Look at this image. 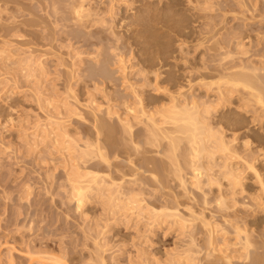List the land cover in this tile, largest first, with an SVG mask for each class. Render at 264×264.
<instances>
[{
    "label": "rangeland",
    "instance_id": "obj_1",
    "mask_svg": "<svg viewBox=\"0 0 264 264\" xmlns=\"http://www.w3.org/2000/svg\"><path fill=\"white\" fill-rule=\"evenodd\" d=\"M17 1L27 2V0ZM17 1L12 0L8 8H4V6L1 7L2 9H4V12H1L2 20L0 21L4 22L3 20H5L6 23L7 21L9 23V20H7L8 16L6 15H8L9 13H14L13 10H15L16 13ZM93 1L95 3L101 2L103 6L107 3V0ZM151 2L153 3L151 7H169L168 10L170 11V17L160 15L156 17L155 20H151L149 26L143 28L141 25L136 24L135 21L140 20L142 15H146L145 12H140V10L142 9V11H144L143 9L147 8ZM35 4H37L39 7L34 6L32 8V12L34 13V15L30 16L29 14L26 16L16 13V15L18 14L17 16H19L18 18H16L17 20L19 19L20 21L26 18H28L29 20V18H31V20L36 22V24L38 23L37 26H40V29H37L38 27H36V24L34 25V28L33 25H26V27L23 26L25 27L24 30L23 28V31L20 30V32L22 31L24 35L23 40L15 41L14 37H10V35H7L8 32H6L3 28L1 24L2 22L0 23V48L6 45V41H13L14 44L12 46L15 48H22L20 49L22 52H27V50L30 49H37V51L34 52V56L38 57L41 55V57H39L40 61L34 62L35 69L33 68V70L36 71L35 75H32L31 78L26 77L27 71H24L25 73L23 72L22 68H24L25 66L21 67L22 61L20 60V58L15 56L13 57V55H11V53L14 54L15 51L10 52L9 50H7L9 51L7 52V54H5L9 55V58L7 60V57L5 59L0 58V139L5 144L3 145V148L0 147V260L2 259L0 264H8L7 260L10 256L8 249H10L12 245L16 247V250H12V254L15 258V264H38V261L36 259L31 260V257L27 253V251L21 252L20 246H24L25 250L27 249L26 246H28V248H30L32 251H52L54 254L63 257V259L67 261L68 264H85L82 262L92 257L91 255H93L92 253L94 250L96 256L98 253L97 251H99L97 249L101 248L104 250V252L100 250V253L103 252L104 257L107 259V261L105 260L107 264H174L178 261L181 264H192L191 260L194 255L196 264H226V261V263L223 262L225 260V255H233L232 260L234 262L232 261V264H248L250 259H247V261L245 260V252L243 251V253L242 251H236L235 247L233 248V246L229 248L227 247L229 249L227 252L228 254H225L226 252H221L217 249L216 251H214L215 254L213 252L214 255L211 253L213 256L210 257L211 254L209 252H211V248L207 250V235L203 234L205 233V231L203 233L202 231L200 232V227L201 229L203 228L202 224H200V218L203 217V215L201 214L203 212L206 219L209 220L211 224L219 223V225L221 226L223 225L221 224V221H223L224 215H226V218L228 216V218L230 217L229 219L232 220L235 218L233 221L241 219L242 217V221L244 219H247L248 221H252L253 223L257 222V224L255 223L256 226L254 224V226H252L254 227V229H259L258 231L255 230L254 237L256 241L259 237L257 245H261L260 243H264V210L260 208L254 210V208L252 209L251 206H247L253 202H251V199L249 198L253 193L263 195V192L260 191V185L255 178V174L251 171V169L248 168V166H246V164L248 163H255L260 172L264 173V113L262 112L263 110H261L259 105L255 104L254 102H250V104L247 102L248 100L244 101L243 96H241V94L239 93H236L233 97H231V99L228 100V102L226 101V103H222L221 105L216 106L218 99L215 94H218V91L216 93L215 91L217 89L207 92L206 88H202L201 86L199 87L197 85V91L194 89L188 90V87L184 89L185 91H187V97H189L190 100L191 97H196L199 102H208L207 104L211 107L210 109L212 111V126L215 130H217V132L219 129H222L226 133V135H228L229 139H232L235 136L238 140H236L237 144L235 143L236 146L234 145L235 148L233 147V149L235 151H239L237 152V154L244 157V160L243 158L241 159L243 161H240L238 159L236 163L240 167L238 169L240 170L239 173L242 172L240 177L243 179V186L245 187L246 192L243 193V196L240 195V197L242 196L241 198H239L238 196V205H236L237 203L235 204V201L233 203V200L231 198L226 197L228 198L227 201H229L227 202L228 207L229 205L231 207L232 204L233 209L223 208L222 210V207L218 205V203L221 202V197L219 196V193H216V190H218L217 187L219 186L216 184L219 183H214L213 185L215 186H212L211 188L210 185L204 182L205 179L203 178V182L205 184H203L202 182L200 184L202 185L200 189L196 187V185L194 186V178L191 168L189 165L185 164V161L182 158L181 168L183 170L181 169L180 172L184 171V176H186V178L184 177L186 179V186L183 185L184 187H182L180 176L182 175L181 177H183V173L179 175L180 172L178 173V170H175V164H173L171 161H168L170 160V158H167V156L165 157V154L167 152V148L165 146L166 141H159V139L157 143L159 142L158 144H161V146H159L155 142L153 143L155 144V147H153V144L151 146V144L143 143L147 142L146 140H144L145 135L143 133H146V130H143L145 127L142 126L144 124L135 125L133 129V138L131 141H133L134 146L140 144L139 150H136L138 146H136V148L134 149L133 144H131L132 142L129 141L127 137H125V134H123V130L117 116H120L122 113H124V109L121 106L123 98L120 97L125 95L124 97L127 96V100L128 97L130 98L128 102L130 103L131 101V103L134 104L136 102V98L134 96L136 92L135 90L125 89L117 95L116 93L112 94L111 91L112 99L111 101L108 100L109 102H106L110 104L111 107L117 105V108L119 109L118 114V109H116V107L113 108L114 110L116 109L115 115H112L113 118L111 116L109 117L111 120V125L114 129L113 139H115L116 144H114L115 146L110 145L112 143L106 144L107 155L111 161L110 168L108 166L106 167L104 163H101L103 164L101 165L98 161L99 158L97 157V159L94 160V163H98L95 170H97L101 174H105L107 172L106 175H110L111 177L113 176V178L117 177L116 181L118 180V184L122 183V188L119 187V189H122H120V195L122 194V199L123 195L127 197H124V201L122 202L126 203V201H128L130 204L128 206H122L121 203H118L117 201L111 202L109 201V194H105L102 192L95 193V197L86 202L85 205L79 211H77L75 205H70L67 203V199L65 197L66 195L64 192H62V190L59 192L54 190L52 192L46 189V187L49 186L45 180V175L49 176L50 171L48 169L51 170V168H53L52 165L58 168L56 172L53 173L51 171L52 174H50V176L54 175L53 178L56 184L58 183L56 181H64L65 173L64 171H62L63 165L60 166V163H62L60 162L62 161V159L60 160L61 157L59 158L60 155L54 156L57 155V153L55 152V154L51 152L54 155L51 154L50 157V152L48 153L47 149L48 146L41 139L42 134H39L37 132L39 131L37 128V131H35L34 128L36 126H33L38 118H41L42 115H45V112L51 111V108L48 107H53L54 105H56L54 107H57L58 103L62 102L63 99H66V94L68 98L70 91L68 92L67 89L69 88V85H71L72 88H74V91L77 93L74 95H77L81 99H87L93 92V98L95 97V99H98L97 102L99 103L103 102L105 104L103 109H107L109 105H106V102H104V100H107L104 97L105 95H102V93L100 95L99 93L94 92L96 88L93 90V88L95 87L94 85H96L97 87L99 85L96 84L97 82L95 80L99 79V77L96 78L97 75L91 74V71L95 72L94 69H98L96 68L97 63L95 62H97V60L99 62V58H97L96 60V58L94 57L96 60L95 61L93 58V55L95 54L92 55L91 51L88 49V46H86L85 44L86 42H88L85 40L91 39L90 33L95 32L94 30L100 28L99 26L101 25L97 24V26H95L97 27V29H89V34L86 33L87 31L82 32L83 35L82 33H79L80 31H77V27L75 28L72 27V25H69L68 27L71 30L69 28H67V30L72 32L69 33V35H73L75 32H78L74 34V37L77 36L76 38H72L73 36L70 37V41V39H67L69 38L68 35L66 39L65 37L61 36V34L65 32L64 29H66L63 28L66 26L64 23L65 20L62 19V21H64L63 25L65 26L62 25V21L60 22L61 18L58 21V26L55 25L57 24V20L55 21V18H53L51 15L50 16L52 19H50V17L48 18V11V13L46 14L47 16L45 15L46 11L43 9V7H40V5L42 6V4H38L37 2H35ZM59 5L57 6L60 7L59 9H61V7H63L62 3H60ZM36 7L44 10L43 13H39L38 11L41 10H38ZM115 7L121 8V12L123 13H121V15L126 16L125 18L128 25L120 27L116 23L112 24L109 20L106 21L108 25L103 24L104 26L107 25V27L105 26V29L104 27H101V31L99 29L97 30L100 31L98 34H96L97 36H99V38L109 37V41H111L112 39L113 43H109V41L106 39L108 42H105L109 43L108 45L111 44L110 46H112V44H117L119 46L118 49V46L114 45V47H117V51H115V48H111V51L109 48L108 50H105V48H107L106 46L108 45L104 42L105 46L101 47L104 48L103 50L105 51H102L103 54L101 55L102 57H100L103 59L105 57L107 59V69H109L110 73L113 72L111 74L114 75V83L118 82V84L121 85L123 77L117 71L118 65L113 64L114 55L113 53L110 54V52L114 51L117 52L116 54H118V51H123L125 54L123 57L125 59H129V61H126L129 62L130 66H133H131L132 68H129L127 72H129V70L130 73L131 71H133V73L130 74L129 77L132 78V83L136 86V90L143 91L144 93H141H143L142 96L145 99L151 97L149 99L151 100V102L155 101L157 103V106L159 105L158 108L160 106L162 107V105L165 103H171L170 98H168L169 93L177 91V89L179 91L180 88H177L178 86H168V88H170L169 90L162 92L159 91L157 93L154 89L150 88L152 87L151 84L150 87L144 86V89L143 86L140 85L141 81L139 80V78L135 79V71L138 72L140 69H148V71H151L156 70L157 67L164 72H174V74L177 72V77H180L181 80H178L179 82H177L180 84H186V81H184L181 77L183 74H186L185 71L187 69V66L191 63H196L197 66H202L204 64V66L206 65V69L208 68L209 71H211V68L212 70H216L215 72H212L213 74H215L210 76L211 78L208 77V79L204 80L205 82L209 81L212 83H215L217 80L220 81V78L218 77L222 76L220 73L221 70H223V68L227 69L226 67H224L225 64H229L226 66H230L232 68V65L234 63L233 67L238 68L239 66L238 70L243 68V70H246L248 72L252 71L256 67L259 69H264V0H142L138 2V4H135L134 6L129 8L124 4L121 6L117 4ZM34 8L37 10H34ZM7 10H9L10 12ZM41 14H43V17L39 16ZM45 16L47 21L45 20ZM39 19L42 20L41 22L46 21L47 24L46 22L41 23ZM48 19H50V22L52 21V23H50ZM178 21H182V24L180 23L179 26V24L177 23V27L176 22ZM51 24H54V29H56V26L58 27L56 29V34L58 37L60 28L63 29L60 33L61 38H59L60 40L58 39L60 42L58 43L57 40V43L55 42V44L56 46L57 44H59L60 46L61 44L65 45H62L61 48L60 46L57 47L59 50L61 49V51L57 50V48L54 51H57L56 54H62L64 62L67 61L64 65L62 61H58L60 59V56L58 55L47 54L42 56L41 54L42 49L49 48L44 47V45L42 44L40 45L39 42L42 41L44 35H49V29L51 28L50 26H52ZM111 24L112 26H110ZM46 25L48 26L45 27ZM45 28L46 30H44ZM72 28H74L75 30H73ZM67 30L66 33L69 32ZM51 31H53V28L51 29ZM110 31H113V33H111ZM103 33L105 34V36ZM114 33H116V36L120 35V39L118 38V42H116L117 40L115 41L117 37L114 36ZM97 36L96 39H92L97 40ZM38 37L41 40H39ZM114 37L116 38L114 39ZM200 39L201 41L204 40V42H201V44ZM65 40H67L68 42H66ZM64 41L66 43H64ZM72 41L73 43H69ZM240 42L244 43V45L242 43V45H239ZM37 43H39V46H37ZM68 43L70 46H72L71 44H73V46L68 47L66 45ZM40 46H43L44 48ZM38 48L40 49L39 51ZM77 51H84V53H81V55L79 54V56L77 54ZM89 52L91 55L89 54ZM119 54L123 55V53ZM228 54H230V56ZM111 55L113 56L111 57ZM221 59L223 60L224 64L221 63ZM14 62H17L18 65ZM219 63L221 65L223 64L221 67L222 69H220L221 65ZM140 64L143 68H145L143 69ZM19 65H21V68H19ZM65 65H67V67ZM71 66L73 67L72 69ZM214 67L218 68L216 69ZM92 68L93 70H91ZM68 69L72 70L71 73L73 75L75 74L76 76H73L72 78L69 77L68 75H70V72H66V70ZM199 69L204 70V68L202 67H200ZM228 69L230 70V68ZM234 69L236 68H232L231 71ZM219 73L220 76H218ZM12 76H16V81L12 80ZM196 77V73L192 75V77L190 78V80L192 81L191 84L195 85V82L196 84H198L200 80ZM197 80L199 81L197 82ZM86 84H88V88L84 86ZM216 84L218 83L216 82ZM216 84H214V87L216 86ZM220 84L222 85L223 83ZM153 85L156 84L153 83ZM160 85L166 86L165 83H162ZM84 87H86V89ZM39 88L40 91H42V101L45 100L47 102L51 100V102H53V104L51 103V105L50 103L46 104L47 106L45 105L46 102H43L44 108L47 107L45 110L42 109L43 112L41 111V108H38L39 106L38 103H36L37 101L35 100V93L33 96V92L37 91V89ZM97 89L99 90V88ZM10 92H12L13 94H10ZM184 96L182 95L179 98L181 99L180 101L185 98ZM69 99L66 100L70 101ZM66 100H64L61 105L64 102H68ZM72 100L73 97L71 99V103L74 101ZM145 101L147 103V100ZM244 104L245 106L249 104L250 105L246 106L245 108ZM155 105L156 104H154V106ZM204 105L205 104L201 105V107H203ZM64 110L65 114H62V116L66 115V109L63 106V112ZM83 113L86 119H82L81 117H71L66 122V129L71 132L70 134H76L75 136L79 135L78 137H80L81 135V138H84L87 132H94V127H92L93 121L87 115V113L85 114L84 111ZM10 114L12 115V118H14L13 121L4 119L6 117L8 118V115L11 116ZM5 120H7V123H5ZM23 132H27L26 134H29V139L25 138L26 136ZM35 133H37V138L36 135L34 136V138L37 140L39 139L38 141H40L37 145H34V143L32 142L34 141V139L32 137L33 135L31 136V134ZM23 135L25 137H23ZM232 135L233 137H231ZM53 136L54 135H52L51 137ZM126 136L129 135L126 134ZM129 138L131 139V136H129ZM37 140H35V142ZM112 141L115 142L114 140ZM242 142L247 143L248 146L245 145L244 147V145H242ZM157 146H159V150ZM137 151L141 152L138 154ZM128 152H130L131 154ZM161 152L164 154V156ZM128 155L131 157H129ZM223 158L224 159L219 158V161L225 163L226 158ZM48 159L50 162L54 160L52 161V165H48L47 167L45 164L43 166V160ZM148 161L152 163L150 164ZM245 161L251 162L245 163ZM146 163L148 164L146 165ZM220 164H218V166ZM155 165L158 171L155 169ZM148 166L154 167L153 169L155 171L147 169L149 168ZM218 166V169L222 167V165L220 166V168ZM133 168H135L137 173L135 172V170H133ZM168 169L173 170L169 171ZM174 170L178 174L175 172L174 175ZM120 174L123 176L124 180L122 179ZM123 174H125L126 177ZM134 174L136 180L138 182H141L136 184V181H132L133 179L135 180ZM156 174H158V176ZM176 175L179 176L177 177ZM155 176L157 177V179L154 178ZM130 178H132V180ZM128 179H130V181L127 183ZM220 179L225 178L223 176L219 177V181ZM131 181L132 183H135L133 184L135 185L133 186V188L131 186L132 183H130ZM226 181L227 180L225 179L223 183H226ZM179 185L181 187H179ZM205 197H207L205 199L207 205L204 204ZM218 197H220V202L217 201ZM128 198L131 200V202H133L131 203ZM238 199H241L242 201ZM218 206L220 210H218ZM155 209L162 213L160 224L152 223L153 218L151 217L153 214L150 215L149 213H151L150 210ZM224 209H227L225 210L227 212H225ZM177 211L181 214L180 219H182L183 217L186 219L184 223L186 224L185 228L183 227V223H174V221H172L170 217L167 218L168 213ZM191 211H194V214L200 216V218L198 219L199 221L194 218L199 223L194 220V224L193 217H189ZM188 218L189 220L192 218L193 222H190ZM30 225L32 226L30 227ZM223 226L229 228L227 229L229 233L228 236L226 234L225 235L228 237L227 242L231 243V239L232 237H234L232 235H235V233H233L231 226ZM16 236H21L23 240L21 239L20 242H14L13 237ZM199 236L201 237V240ZM226 236L223 235L221 237L220 235L218 237L217 243L220 242L218 248H220V246L222 245L224 246V243L221 241L222 238H225ZM191 238H193L192 240H194L195 242L199 243L198 246L195 245V247L191 248V245L188 244V242L191 241ZM217 243H215V246L217 245ZM186 244H188V246H186ZM98 245L101 248H99ZM97 246L98 248L95 249ZM187 247H190L191 250L189 251L190 248L187 250ZM197 247L201 251L204 250L202 251L203 253H200L201 251L199 252L200 254L196 252L197 250L195 248ZM260 249V255H262L261 257H264V247ZM191 251L198 254L194 253V255L191 256V254H193ZM205 252L209 254L207 255ZM241 252L244 255L241 254ZM239 253L241 255H239ZM252 254L253 253H251L249 256L253 257L254 254ZM235 255L239 256L237 257ZM207 256L212 262H208L209 260ZM214 257L217 258V262L215 261L216 259H214ZM188 258H191V260L188 261ZM261 262L262 264H264V258H262Z\"/></svg>",
    "mask_w": 264,
    "mask_h": 264
},
{
    "label": "bare ground",
    "instance_id": "obj_2",
    "mask_svg": "<svg viewBox=\"0 0 264 264\" xmlns=\"http://www.w3.org/2000/svg\"><path fill=\"white\" fill-rule=\"evenodd\" d=\"M11 1L12 0H0V8L2 6H4V8H8V6L11 4ZM15 1H17V0H15ZM140 1H142V0H107L106 5L103 6L101 2L95 3L93 0H27V2L26 1L25 2L17 1L16 13H19L21 15H26V16L29 14H30V16L34 15V13L32 12V8L34 6H38L37 4H35V2H37L38 4H42V6L40 5V7L41 8L43 7V9L46 11L45 15L49 12L47 14L48 18L50 17V19H52L51 18V16H52L53 18H55V21L57 20L56 21L57 24H55V25L58 26V24H59L58 21L60 20V18H61L60 22L62 21V19L65 20V22L62 21V25L64 22L67 27L65 25H63V26H65L63 28H66V29H64V31H65L64 33L62 31L63 34H61V36L65 37V39H66L67 35H68L69 38H67V39L68 40L70 39V41H71L70 37L73 36L72 38H76L77 36L74 37V34H76L78 32H75L73 35L70 34L71 35L70 36L69 33H72V32L67 30V28H69L68 27L69 25H72V27H75V28L77 27L76 29H77V31H80L79 33H82L85 31H87L86 33H88L89 29H91V30H94L93 28L97 29V27H95V26H97V24L101 25V26H99L100 28H98L99 30L101 29V27H104V29H105V26L107 27V25H108V23H106V21H109V20L112 24L116 23L118 26L124 27V26L128 25V23L126 22V18H125L126 16L121 15V13H122L121 8H116L115 6L117 4H119L120 6L124 4L129 8V7L134 6L135 4H138V2H140ZM60 3H62V6H63V7H61V9H59L60 7L57 6ZM152 4L153 3L151 2L147 8L143 9L144 11H142V9H141L140 12H145L146 15H144V16L142 15L140 20L135 21L136 24L141 25L143 28L146 26H149L151 20L152 21L155 20V18L160 16V15H165V16L170 17V11L168 10L169 7L168 8L165 6H163V7H154V6L151 7ZM59 6H61V5H59ZM38 7H36V8L38 10H41L38 12L43 13L44 10H42L41 8L39 9ZM56 7L59 9L60 12L58 11V9ZM49 8H50V10H49ZM37 9L34 8V10H37ZM3 10L4 9H2V8L0 9V20H2V13L4 12ZM7 11H9V10H7ZM13 12L14 13H11V14L9 13L8 15H6V16H8L7 20H9V23H8V21L6 23L5 20H3L4 22L0 21V23L2 22L1 24H2L3 28L5 29L6 32H8L7 35H10V37H14L15 41L23 40L24 35H23L22 31L24 30L26 25L27 26L33 25V28H34L35 27L34 25L36 24V22L31 20V18H29V20H28V18H26L24 20L19 21V19L18 20L16 19L19 17V16H17L18 14L16 15L15 10H13ZM42 15L43 14H41L39 16L43 17ZM46 16H45V20L47 21ZM41 17H39V18H41ZM50 19H48L49 22H50ZM39 21L41 22L42 20L39 19ZM46 21L41 22V23H45ZM182 21H178V22H176V24L178 23L180 26V23L182 24ZM50 23H52V21ZM37 24H36V27H38L37 29H40V26H37ZM46 24H47V22H46ZM103 24H107V25L104 26ZM112 24L110 26H112ZM176 24H175V26H176ZM178 24H177V27H178ZM51 25H52V26H50L51 28L49 27L50 28L49 29L50 33L48 32L49 35L48 34H47V36L44 35V37L42 38V41L39 42L40 45L42 44V45H44V47H49V48H44L43 46H40V47L44 48V49H42L41 54H42V56L47 55V54L58 55V56H60L59 57L60 59L58 58L59 59L58 61L59 62L62 61L63 65H64L67 61L64 62V58H63L61 53L56 54L57 51H54L57 47L60 46L59 44H57V46H56L55 42L59 38H61L60 33H61V30H63V29H61L59 27L60 32L58 31L59 32L58 33L59 37H58L56 34V32H57L56 29L58 27L56 26V29H54V26H53L54 24H51ZM23 26H25V27H23ZM47 26L48 25H46L45 27H47ZM22 28H23V30H22ZM52 28H53V31H51ZM72 29L75 30L74 28H72ZM20 30H22V31L20 32ZM44 30H46V28ZM54 30H55V33H54ZM66 30L69 32L66 33ZM97 30H94L95 32L90 33V36H91V39H89L90 41L85 40V41H88L85 44H86V46H88V49L91 51V54L92 55L95 54V55H93V58L95 57L96 60H97V58H99V62H98V60H97V62H95V63H97L96 68H98V69L97 70L94 69L95 72L91 71L92 72L91 74L97 75L96 78L99 77V79H95V80L97 82L96 84H99L100 87H99V85H98V87L96 85H94L95 87L93 88V90L95 88L96 89L99 88V90L98 89L97 90L100 91V89H101V91L98 92L95 89L94 92H97L100 95H101V93H102V95H105L104 97L107 100H104V102H106L108 100L111 101V99H112L111 91H112V94L116 93L117 95L122 90H125V89L135 90V92H136L134 94V96L136 98V102L134 104L131 103V101H130V103L128 102L130 99L129 97H128V100L126 98L127 96L124 97L125 95L120 97V98H123L121 106L124 109V113H122L120 116H117V118H119L118 121L121 124V128L123 130V134H125V137H127L129 139V141H131L133 138L132 135H133V129H134L135 125L144 124L142 126L145 127L143 130L144 131L146 130L145 131L146 133H143V134L145 135L144 140H146L147 142H143V143L151 144V146H152V144L155 142L157 143V141L159 139H160L159 141L165 140L166 141L165 146L167 148V152L165 154V157L167 156V158H170V160H168L167 158L166 159L168 161H171L173 164H175V168H176L175 170H178V173L182 169L181 168V164H182L181 160L183 158V160L185 161V164L190 166L191 171L193 173V178H194L193 179L194 180L193 185L194 186L196 185V187H198L200 189L202 186L200 184L203 182L204 179H205L204 182L207 183L208 185H210L211 188H212V186H215V185H213L214 183L215 184H216V182L219 183V184H216V185H219L217 187L218 190H216V193H219V196L221 197V199H220L221 202L219 201L220 197H218L217 201L220 202V203H218V205L220 207H222L221 208L222 210H223V208H228V209L232 208V204H231V207L229 205L230 208L228 207L227 202H229V201H227L228 198H226V197L231 198L233 200L232 202L234 203V201H235V204L237 203L236 205H238V201H237L238 196H239V198H241L243 196V193L246 192L245 191L246 189L243 186L244 185L243 179L240 177L242 172L239 173L240 170H238V169L240 167L236 163L238 159L240 161H243L244 157H242V155L240 156L239 154H237V152H239V151H237V150L235 151L233 149V147L235 148V146H236L235 143L237 142L236 140H238V139L235 136H234V138L229 139L228 135H226V133L222 129H219L217 132V130H215L214 127L212 126V121H211L212 120V117H211L212 111L210 109L211 107L207 104L208 102L207 103H204L205 101L199 102V100H197L196 97H191V100H190V98L187 97L188 96L186 93L187 91H185L184 89L188 87V90L194 89L197 91L196 85L199 87L201 86L202 88H206L207 92L217 89L215 91V93L218 91V94L217 93L215 94V96L218 99L216 106L221 105L222 103L224 104V103H226V101L228 102V100L231 99V97H233L234 94L239 93V94H241V96H243L244 101L248 100L247 101L248 103L254 102L255 104L259 105L261 110H263L262 112L264 113V69H262V68L259 69L256 67L252 70L253 72L252 71L248 72L246 70H243L242 67H240L242 69L238 70L239 66H238V68L233 67L234 66V63H233V65L232 64H230V65H232V68H236V69H234L235 71L234 70L231 71L232 68L230 66L229 67L226 66L229 64H225L224 67H226L227 69L223 68V70H221V72H220L222 76L218 77V76H220V73L217 76L218 78H220V81L219 80L216 81L218 84H216V82L212 83L209 81H207V82L204 81V80L208 79V77L211 78L210 76L215 74V73L213 74L212 72L216 71L214 69L212 70L211 67H210L211 71H209L208 68L206 69V65L204 66V64L202 66H199V65L197 66L196 63H193V64L191 63L190 65L187 66V69L185 71L186 74H183L181 77L184 81H186V84L178 83L181 80H180V77H177V75H178V74H176L177 72L175 73L176 74L175 75L174 72L173 73L172 72H170V73L164 72V71L160 70V68H157V67H156V70H151V71H148V69H146V70L140 69L138 72L135 71L134 77H135V79L139 78V80L141 81L140 85L143 86L144 89H145L144 86L150 87L151 84H152V87H150V88L154 89L157 93L159 91L162 92V91L169 90L170 88H168V86H172V87L178 86L177 88H180L179 91L177 89V91L172 90L174 92L169 93L168 98H170L171 103L170 102L168 104L165 103L167 106L165 104H163L165 106H163L161 104L162 107L160 106L158 108L159 105L157 106V103L155 101L151 102V100L149 99L151 97L145 99L142 96V94L144 92L136 90V86L132 83L133 82L132 78L129 77V75L132 74L133 71H131V73H130V70H129V72H127V70L129 68L131 69L133 66L131 65L132 66L131 67L129 62L126 61V60L129 61V59H127V58L125 59L123 57L125 55L123 51H121V52L118 51V54H116L117 52H114V51L110 52V54L113 53V55H114V56L111 55V57L113 56V58H114L113 64L118 65V66L116 65L117 69H118L117 71L123 77V79H122L123 81H122L121 85H119L117 81H116L117 83H114V78H113L114 75L111 74L113 72L110 73L109 69H107L108 68V61L105 57H104V59L101 58L102 57L101 55L103 54L102 51H105L106 49L108 50V48L110 49V51H111V48H113V49L115 48V51H117L116 50L117 47L116 46L114 47V45H117V44H114V45L112 44L113 47L110 46L111 44L108 45L109 43L112 42V39H111V41H109V39H108L109 37L108 38H105V37L99 38V36H97L96 34H98L101 30L100 31H97ZM113 31L112 32L110 31V32L113 33ZM51 32H53V33H51ZM103 32H106V31H103ZM115 34L116 33H114V36H116ZM82 35H83V33H82ZM95 35L97 36V40L92 39V38L96 39ZM104 36H105V34H104ZM116 37H114V39L116 38L115 41L117 40L116 42H118L119 41L118 38L120 39V35L119 36L117 35ZM38 38H37V40H38ZM106 39L109 41V43H107L108 41ZM39 40H41V39L39 38ZM59 40L57 41L58 43L60 42ZM61 40H63V39H61ZM80 40H77V41H80ZM65 41L68 42L67 40H65ZM65 41H64V43H66ZM105 41H107V42H105ZM104 42L107 43L108 46H110V47L106 46L107 48H105V50H103L104 48H102L105 46ZM201 42H204V40L201 41V39H200V44H201ZM39 43H37V46H39L38 45ZM69 43H73V41L69 42ZM69 43L66 45L68 47H72L73 44H71L72 46H70ZM241 43L242 42H240L239 45H242V44L244 45V43H242V44ZM5 44H6L5 46L0 48V58L5 59L7 57L6 58V60H7L9 58L8 57L9 55H5V54H7V52H9V51L10 52L15 51V53L14 54L11 53V55H13V57L15 56V57L20 58V60L22 61V62L20 61L22 66L19 65V68L25 66L22 69H23V72L27 71V73H26L27 75L25 74L26 77L31 78L32 75H35L36 70H33V68L35 69L34 62L40 61L39 57H41V55L38 57L34 56V54H35L34 52L37 51V49L36 50L30 49V50H27V52H22L20 50L22 48H20V47L15 48L12 46L14 44L13 41H6ZM34 44H36V43H34ZM62 45L63 44H61V46ZM236 45H238V44H236ZM61 46H60V48H61ZM118 49H119V46H118ZM7 50H9V51H7ZM39 50L40 49L38 48V51ZM57 50H59V49L57 48ZM59 51H61V49ZM75 52H76V50H75ZM81 53H84V51H82V52L77 51L78 55L79 54L81 55ZM119 53H123V55L122 54L120 55ZM89 54H90V52H89ZM228 55L230 56V54H228ZM229 56H227V57H229ZM95 58H94V60H95ZM100 58H101V60H100ZM221 63H223V60ZM15 64L18 65L17 62ZM35 64H37V63H35ZM127 64H129V65H127ZM220 65H218V66H220ZM222 65L220 66V69H222L221 68ZM65 66L67 67V65H65ZM140 66H141V64H140ZM200 67L204 68V70L199 69ZM72 68L73 67L71 66V69ZM214 68H216V67H214ZM228 68H230V70ZM69 69L66 70V72L67 71L70 72V75H68V76L71 78L73 76H76L75 74L73 75L71 73L72 70H69ZM220 69H218V70H220ZM91 70H93V68ZM185 72H183V73H185ZM195 73L197 74L196 78L200 80V81L197 80V82L198 81L199 82L202 81V82L201 83L198 82V84H196V82L194 83V81H193V83L195 84V85H193V84H191L192 81L190 80V78ZM94 75H93V77H94ZM15 79H17L16 76H12V80L16 81ZM153 83L156 85H153ZM162 83L163 84L165 83L166 86L165 85L161 86L160 84H162ZM220 83H223V84L221 85ZM68 84H69V81H68ZM214 84H216L215 87H214ZM217 85H218V87H217ZM84 86L87 87L88 84H86ZM86 87H84V88L86 89ZM68 89H67V91L68 92L70 91V92H69L68 98H67V94H66V99L70 98L69 99L70 101H68L66 99L62 100V102L64 100L68 101V102H64L63 103L64 105L62 104L66 109V115L67 116L66 115L62 116V114H65V110L63 112V106L61 105L62 102L59 101L60 103H58L57 107H54L56 105H54V106L52 105L54 108L51 106L48 107V108H51L50 112L47 110L46 111L48 113L44 111L45 115L44 116L42 115L43 117L41 116V118H38V120L35 122V124L37 123L36 125L33 122V124H34L33 127L36 126L34 128L35 131H37L36 128L40 131V132L39 131H37V132L39 134H42L41 139L48 146L47 149H48V153L50 152V157H51V154L54 155L53 153H55V152L57 153V155H54V156L60 155L59 158L61 157L60 160L62 159V161H60V162H62V163H60L61 165L60 164L59 165L60 166L63 165L62 171H64V173H65L64 181H62V182L56 181V182H58L56 184L54 181V178H53L54 175L50 176V174H52V172L54 173L58 169L57 167L52 165V163H53L52 161H54V160H52L51 162L49 161V159L43 160V162H42L43 166L46 164L47 167H48V165H52V167H53V168H51V170L46 168L50 171V174L48 173L49 176L45 175V180L49 186V187H46V189L48 191H52V192L54 190H56L58 192L62 190V192H64L66 195L65 197L67 199V203L70 205L71 204L75 205V208L77 211H79L85 205L86 202H88L90 199L94 198L95 193H102V192L105 194L106 193L109 194V201H111V202L117 201L118 203H121L122 206H128L130 204L128 201H126V203L122 202V201H124L123 199L125 196L123 195V199H122V196H121L122 194L120 195V191L122 190L121 189L122 183L118 184V182H117L118 180L116 181L117 177L113 178V176L111 177L110 175H106L107 172L105 174L99 173L97 170H95L98 163H94V160H96L98 157L99 158L98 161L100 164L104 163V165H106V167L108 166L109 168L111 166V161H110V159L107 155V151H106V149H107L106 144L112 143V144H110L112 146H115L114 144H116L115 139H113L114 138V129H113V126L111 125V122H110L111 120L109 117L110 116L112 117V115H115L116 109H118L117 105H114L113 107H111V105L106 102V105H109V106L107 107V109L105 108V110H104L103 107L105 104L103 102L102 103L97 102L98 99H95V97L93 98V95H94V94H92L93 92L91 93V96H89L90 98L88 97L87 99H81L77 95H74L77 93L74 91V88H72L71 85H69ZM67 91H66V93H67ZM41 92L42 91H40V88H39V89H37V91L33 92V96L35 93V97H36L35 100L37 101L36 103H38V106H39L38 108H41V111H42V109L45 110L47 108L46 104L50 103V105H51V103L53 104V102H51V100H49L47 102L45 100L42 101L43 96L41 95L42 94ZM141 92H143V93H141ZM11 93L12 92H10V94ZM182 95L183 96L185 95L184 96L185 98L182 99V101H180L181 99H179V98ZM72 97H73L74 101L72 100L73 102L71 103ZM152 98H154V97H152ZM145 100H147V103ZM230 101H232V100H230ZM43 102L44 103L46 102L45 103L46 108H44ZM154 104H156V105L154 106ZM203 104H205L206 106L204 105L203 107H201V105H203ZM249 105H246V106H249ZM244 106H245V104H244ZM246 106H245V108H246ZM115 107H116V109L114 110L113 108H115ZM151 107H155V108H151ZM83 111L85 112V114L87 113V115L93 121L92 127H94V132L93 133L87 132L85 137L81 138V135H80V137H78L79 135L75 136L76 134L75 135L70 134L71 132L68 129H66L67 128L66 122L71 117H78V118L81 117L82 119H84L85 116H84ZM118 111H119V109L117 110V112ZM118 114H119V112H118ZM4 119H8V121L14 120V118H12V115L11 116L8 115V118L6 117ZM228 120H230V119H228ZM6 121L7 120H5V123H7ZM222 122H224V121H222ZM5 123H4V126H5ZM25 131H27V130H25ZM26 133L27 132L24 133V135L26 137L24 135H23V137L29 139V134H26ZM30 133H33V132H30ZM126 134L131 136V139L129 138V136H126ZM35 135L37 138V133L31 134V136L34 139V141H32V142L34 143V145L35 144L37 145L38 142H40V141H38L39 139L37 140L34 138ZM52 135H54V136L51 137ZM231 137H233V135ZM28 139H27V141H28ZM30 139H32V138H30ZM35 140H37L36 141L37 143L35 142ZM112 140H114L115 142H113ZM102 142H104V143H102ZM131 142L130 143L133 144V146H134L133 141H131ZM160 143H163V142H160ZM243 143H245V142H242V145H244V147H245V145L248 146L247 143H245V144H243ZM3 145H5V144L0 139V147L3 148ZM139 145H136V146H138V148H136V146H134V149L136 148V150L137 149L139 150ZM159 146H161V144ZM159 146H157L158 150H159ZM153 147H155V144H153ZM125 148H126V146H125ZM242 148H243V146H242ZM6 149H7V146H6ZM47 149H46V151H47ZM51 152H53V153H51ZM137 152L139 154L141 151L140 152L137 151ZM137 152H135V153H137ZM2 153H3V151H2ZM128 153H130V152H128ZM54 156H52V157H54ZM163 156H164V154H163ZM129 157H131V156H129ZM165 157H164V160H165ZM223 157L226 158L225 159L226 161L223 160V161H225V163H222L221 161H219V158L224 159ZM242 158H243V160H241ZM50 160H51V158H50ZM233 160H235V161H233ZM248 162H251V161H248ZM248 162L245 161V163H248ZM149 163L151 164L152 162H149ZM147 164L148 163H146V165ZM218 164H220V165L218 166ZM101 165H103V164H101ZM221 165H222V167H221L222 169L220 168ZM150 166H148L149 168H147V169L155 171L153 169L154 167H150ZM217 166L220 169H218ZM246 166H248V168L251 169V171L255 174V176H256L255 178L257 179V181L260 185V188H261L260 191L263 192V195L253 193L252 196L249 197L251 199L250 201L251 202L253 201V202L247 206H251L252 209L254 208V210L257 208L264 210V175H263L264 173L260 172L259 168L255 165V163L253 164L251 162V163L246 164ZM155 169L157 170L156 165H155ZM163 169H164V167H163ZM108 170H110V169H108ZM133 170H135V168H133ZM175 170H174V175L176 172ZM164 171H165V169H164ZM135 172L137 173L136 170H135ZM183 172H180L179 175ZM161 173H162V171H161ZM46 174H47V172H46ZM135 174H134V178H135ZM220 174H221V176H220ZM123 175H125V174H123ZM156 175L158 176V174H156ZM120 176L123 179V176L121 174H120ZM181 176H180L181 181L180 180L179 181L181 182L182 187H184V186H186V183H185L186 176H184V173H183V177H181ZM223 176L227 180L226 183H223L225 181V179H220V181L222 180L221 183L219 181V177H223ZM125 177H126V175H125ZM154 178L157 179L156 176ZM122 179H121V181H122ZM130 179L132 180V178H130ZM130 179H128L127 183L130 181ZM132 181H134V182L136 181V184L141 182V181L138 182L136 180V178H135V180L133 179ZM132 181L130 183H132ZM155 181H153V182H155ZM158 181H160V180H158ZM204 182H203V184H205ZM133 184H135V183H132V185H131L132 188H133V186H135ZM45 186H46V184H45ZM136 186H138V185H136ZM119 187H121L120 188L121 190L119 189ZM179 187H181V186L179 185ZM118 189H119V191H118ZM201 190H203V189H201ZM240 195H242V196L240 197ZM125 198H127V197H125ZM206 198L207 197H205L204 200ZM125 200H127V199H125ZM128 200H130V199L128 198ZM238 200H241V199H238ZM130 202H131V200H130ZM204 204L207 205L206 200H205ZM219 206H218V210H220ZM118 208H119V206H118ZM222 210H221V213H222ZM225 210H227V209H224V211ZM150 211H151V213H149V214L150 215L153 214L151 217V218H153L152 223L153 224H160L162 213H160V211H158L156 209L150 210ZM193 212L194 211H191V213L189 214L190 215L189 217H193V221L195 220L196 222H198L199 221L198 219L200 218V216L194 214L195 212L194 213ZM225 212H227V211H225ZM201 214L203 215V217L200 218L201 219L200 224H202L203 228L201 229V227H200V232L202 231V233H203L205 231V233H203V234L207 235L206 244H208L207 250L209 248H211V250H210L211 252L208 251L210 254L211 253L213 254V252L216 251L217 249L221 252H226L225 254H228L227 253L229 250L228 248L233 246V248L235 247L236 251H242V252L244 251L245 252V253L243 252L246 255V256H244V257H246L245 260L247 261V259H250L248 264H260V263L262 264L261 260L264 257H261L262 255H260L259 251L261 250L260 248L264 247V243H260L261 245H257V243H258L257 241L259 240L258 239L259 237L257 236L258 238L256 241L255 237H254L255 236L254 232H255V230L258 231L259 229H254V227H252L255 225V223L257 224V222L253 223L252 221H248L247 219H244L242 221L241 220L242 217H241V219H237V220L233 221L235 218L232 220V219H229L230 217L228 218V216H227V218H226L225 217L226 215H224V219L222 218L223 221H221V224L228 225L227 227L231 226L233 233H235V235L234 234L232 235L234 237H232L231 243H229V242H227V238H228L227 236L229 234L227 229H229V228H226L223 225L221 226V225H219V223L218 224H216V223L211 224V222L206 219L204 213L202 212ZM167 216H168L167 218L170 217V219L172 221H174V223H176V222L180 223L181 222L184 224L186 221V219L184 217L182 219H180L181 214L178 211L177 212H170V213H168ZM194 218H196L198 221ZM188 220H189V218H188ZM189 221L193 222L192 218ZM195 221H194V224H195ZM154 222H156V223H154ZM185 225L186 224H184V226L183 225L182 226L185 228L186 227ZM31 226L32 225H30V227ZM199 226H201V225H199ZM220 235H221V237L223 235L226 237L225 238L223 237L222 241H221L224 243V246L222 245V246H220V248H218V245H220V242L217 243V239ZM13 238H14L13 239L14 242H20V240L22 239L21 236H16ZM199 238L201 240L200 236H199ZM192 239L193 238H191V241H189L191 244L188 242V244L191 245V248L195 247V245L198 246L199 243L195 242ZM260 242H261V240H260ZM215 243H217L216 246H215ZM188 244H186V246H188ZM192 244H193V246H192ZM98 246L95 249H97ZM26 247H27V249L25 250L24 246L23 247L20 246V251L21 252L27 251V253L31 257V260L36 259L38 261V264H68L67 261H65L63 259V257H61L60 255L54 254L52 251L51 252L53 254L49 251H44V250L43 251L42 250L41 251H32L30 248H28V246H26ZM15 248L16 247L12 245V247L10 249H8V251L10 253V256L7 260L8 264H15V258L12 254L13 253L12 250ZM99 248H101V247L99 246ZM189 248L190 247H187V250ZM191 248L189 249V251L191 250ZM197 248H195L197 250L196 252L199 253L201 250L199 248L198 249ZM97 250H99V251H97ZM97 250L96 251L98 253L96 256H95V253H94L95 250H94L92 253L93 255H91L92 257L88 258L89 260L87 259L82 263H85V264H107V262H105V260L107 261V259L103 255L104 250L102 248L97 249ZM100 250L103 252L100 253L101 252ZM202 251H204V250H202ZM202 251L200 253H203ZM196 252H192L193 254H191V256H193L194 253H196ZM242 252H241V254H243ZM198 253H196V254H198ZM251 253L254 254L253 257L249 256ZM212 254L210 255V257L213 256L215 254V252L213 255ZM241 254L239 253V255H241ZM239 255H235V256L238 257ZM199 256H201V255H199ZM194 257H195V255L193 256L192 260H191V258L190 259L188 258V261L191 260L192 264H196ZM204 257H206V256H204ZM232 257H233V255H225V260L224 261L222 260V261L223 262L226 261L227 262V263L225 262L226 264H232L234 262L232 260L233 259ZM207 258H208V256H207ZM209 259L210 258H208V260ZM214 259H216L215 261L217 262V258L214 257ZM1 260H0V262H1ZM218 260H220V259H218ZM210 261L211 260H209L208 262H210ZM215 261H214V263H215ZM174 264H181V263L178 261L177 263H174ZM215 264H217V263H215Z\"/></svg>",
    "mask_w": 264,
    "mask_h": 264
}]
</instances>
